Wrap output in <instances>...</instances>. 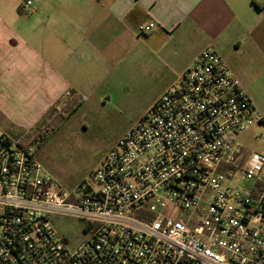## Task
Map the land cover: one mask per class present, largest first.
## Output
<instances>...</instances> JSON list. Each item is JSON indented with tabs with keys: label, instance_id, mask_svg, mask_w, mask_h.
Segmentation results:
<instances>
[{
	"label": "built area",
	"instance_id": "built-area-1",
	"mask_svg": "<svg viewBox=\"0 0 264 264\" xmlns=\"http://www.w3.org/2000/svg\"><path fill=\"white\" fill-rule=\"evenodd\" d=\"M261 118L208 46L70 191L37 157L43 135L0 128V264H264V160L240 140ZM60 218L88 235L72 243Z\"/></svg>",
	"mask_w": 264,
	"mask_h": 264
},
{
	"label": "crops",
	"instance_id": "crops-1",
	"mask_svg": "<svg viewBox=\"0 0 264 264\" xmlns=\"http://www.w3.org/2000/svg\"><path fill=\"white\" fill-rule=\"evenodd\" d=\"M33 1L35 12L24 15V0H0V128L16 138L44 117L46 126L55 106L111 97L128 79L173 67L186 54L184 72L208 46L258 108L264 0Z\"/></svg>",
	"mask_w": 264,
	"mask_h": 264
},
{
	"label": "rangeland",
	"instance_id": "rangeland-1",
	"mask_svg": "<svg viewBox=\"0 0 264 264\" xmlns=\"http://www.w3.org/2000/svg\"><path fill=\"white\" fill-rule=\"evenodd\" d=\"M188 59V55H180L173 67H158V71L132 77L116 86L111 97L91 98L82 104L38 149L47 173L68 191L88 178L132 123L177 81ZM75 104H60L57 110L68 114ZM257 106L264 116V94ZM240 140L250 154L248 164L259 168L258 159L264 160V118L256 120ZM56 225L62 233L70 234V241L75 244L88 235L83 220L60 218Z\"/></svg>",
	"mask_w": 264,
	"mask_h": 264
},
{
	"label": "trees",
	"instance_id": "trees-1",
	"mask_svg": "<svg viewBox=\"0 0 264 264\" xmlns=\"http://www.w3.org/2000/svg\"><path fill=\"white\" fill-rule=\"evenodd\" d=\"M21 12V9H20ZM22 13V12H21ZM83 102V98H81V100H79L73 107L72 111L68 112V114L62 113L59 110H57V106L53 107L51 111H53L54 113L52 114V116L47 117V132L43 133V127H45L44 122H45V117L41 120V122L39 123L37 129L35 131L31 130V131H26L23 136L20 138L21 140H25V141H29L30 138L38 136V135H43V142L40 145V147H42L47 140L49 139V137L55 132L57 126L59 124H61V122H63L65 119L69 118L73 112H75L82 104ZM264 118V116H263Z\"/></svg>",
	"mask_w": 264,
	"mask_h": 264
}]
</instances>
